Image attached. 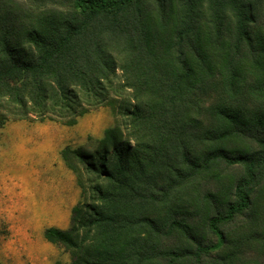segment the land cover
Returning a JSON list of instances; mask_svg holds the SVG:
<instances>
[{"label": "trees", "instance_id": "1", "mask_svg": "<svg viewBox=\"0 0 264 264\" xmlns=\"http://www.w3.org/2000/svg\"><path fill=\"white\" fill-rule=\"evenodd\" d=\"M70 264H264V0H0V127H74Z\"/></svg>", "mask_w": 264, "mask_h": 264}, {"label": "rangeland", "instance_id": "2", "mask_svg": "<svg viewBox=\"0 0 264 264\" xmlns=\"http://www.w3.org/2000/svg\"><path fill=\"white\" fill-rule=\"evenodd\" d=\"M114 123L105 107L74 127L28 121L0 127V264H70L69 254L44 237L50 227L68 229L81 201L61 151L95 150Z\"/></svg>", "mask_w": 264, "mask_h": 264}]
</instances>
